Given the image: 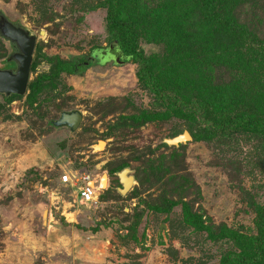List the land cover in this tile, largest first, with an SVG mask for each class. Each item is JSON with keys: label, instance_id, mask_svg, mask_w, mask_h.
Returning <instances> with one entry per match:
<instances>
[{"label": "rangeland", "instance_id": "obj_1", "mask_svg": "<svg viewBox=\"0 0 264 264\" xmlns=\"http://www.w3.org/2000/svg\"><path fill=\"white\" fill-rule=\"evenodd\" d=\"M175 2L125 5L154 72L169 82L199 73L223 97L235 85H250L240 54L234 48L216 54L199 10L192 9V22ZM228 2L234 22L264 42V0ZM104 3L0 0V12L29 29L43 55L87 59L74 73L40 82L51 65L34 49L30 79L40 90L9 101L0 94V264H219L227 249H236L232 240L181 232L171 220L186 210L213 232L224 225L254 233L256 206L264 203V149L255 141L238 146L192 136L166 145L165 138L189 131L185 121L151 106L135 76L137 64L117 62L118 52L90 53L107 46ZM9 52L0 39V63ZM74 109L83 115L77 129L51 124ZM123 167L134 182L122 195L117 172ZM64 175L71 181L63 182ZM82 176L90 185L106 178L91 205L76 200L83 184L73 181Z\"/></svg>", "mask_w": 264, "mask_h": 264}, {"label": "trees", "instance_id": "obj_2", "mask_svg": "<svg viewBox=\"0 0 264 264\" xmlns=\"http://www.w3.org/2000/svg\"><path fill=\"white\" fill-rule=\"evenodd\" d=\"M126 4L127 0H105L106 15L103 27L107 46L95 47L90 53L106 55L112 52L116 57L114 52H118L117 57L120 60L117 62L124 60L137 64L135 76L142 89L151 95V106L163 107V110L159 111L161 116L170 115L184 120L193 139L207 142L228 140L238 146L243 142L255 141L264 149V42L249 33L246 27L234 22L225 8L231 3L228 0L175 2V10L183 9L184 18L190 21L192 9L199 10L204 20L202 31L206 32V39L216 54L227 51L232 53L233 48L236 55L240 54L236 59L242 63L243 70L249 73L250 85H235L227 92L226 97L222 96L221 90L208 84L206 80L202 81L199 73L189 72L185 78L181 77L175 81L172 79L171 82L159 77L150 61L138 48L137 22L126 10ZM35 46L36 57L43 56L51 65L50 73L41 76L40 82L46 79L50 80V83L62 72L74 73L82 67L80 64H85L87 60L81 57L77 62H70L59 56L47 57L42 54L39 46ZM35 67L36 62L32 58L30 71ZM39 81L28 78L26 91L30 90L32 95L38 92ZM13 96L22 95L12 93L3 95V98L10 100ZM193 127L195 131L192 132ZM169 210L170 207L165 212ZM173 222H177V228L181 232L191 228L215 240L220 237L232 240L236 249H227L219 264H264V203L256 206L255 232L249 235L233 233L224 225L217 229L218 233L213 232L202 224L200 217L186 210L180 213L179 218L171 220L172 228Z\"/></svg>", "mask_w": 264, "mask_h": 264}, {"label": "water", "instance_id": "obj_3", "mask_svg": "<svg viewBox=\"0 0 264 264\" xmlns=\"http://www.w3.org/2000/svg\"><path fill=\"white\" fill-rule=\"evenodd\" d=\"M0 37L14 46V51L9 55L8 60L15 63V69H0V93L23 95L29 78L36 36L24 25L12 22L0 12ZM82 116L78 110L64 111L58 119L52 121V125L67 126L70 131H73L78 128ZM189 140H191V135L184 130L174 137L165 138L164 143L177 146ZM98 142L103 141L99 140ZM117 177L120 183L117 190L123 195L132 187L134 175L130 167H123L117 172Z\"/></svg>", "mask_w": 264, "mask_h": 264}, {"label": "built area", "instance_id": "obj_4", "mask_svg": "<svg viewBox=\"0 0 264 264\" xmlns=\"http://www.w3.org/2000/svg\"><path fill=\"white\" fill-rule=\"evenodd\" d=\"M63 182L71 181L67 175L61 177ZM74 183L80 184L81 182L83 185H77V193H76V200L79 204L84 205H91L97 201L98 198V191L100 190V185L94 181L93 185L89 184V177L82 176L79 181L75 179Z\"/></svg>", "mask_w": 264, "mask_h": 264}, {"label": "flooded vegetation", "instance_id": "obj_5", "mask_svg": "<svg viewBox=\"0 0 264 264\" xmlns=\"http://www.w3.org/2000/svg\"><path fill=\"white\" fill-rule=\"evenodd\" d=\"M12 22H14V23H17V22H15V21H12ZM20 24V23H19ZM6 43H7V45H8V47H9V49H10V52H9V54L2 60V62L0 63V69H9V70H12V69H15V63L12 61V60H8V57H9V55L14 51V46L11 44V43H9L8 41H5ZM36 44V43H35ZM31 72V71H30ZM30 72H29V78H30ZM4 96H5V94H3ZM7 96V95H6ZM74 110H77V109H74ZM69 111H72V110H69ZM79 111V110H78ZM62 112H64V111H62ZM61 112V113H62ZM66 112H68V111H66ZM81 112V111H80ZM60 113V114H61ZM51 122V124H52V121H50ZM65 127H67V126H65ZM69 128V127H68ZM70 130V129H69Z\"/></svg>", "mask_w": 264, "mask_h": 264}, {"label": "bare ground", "instance_id": "obj_6", "mask_svg": "<svg viewBox=\"0 0 264 264\" xmlns=\"http://www.w3.org/2000/svg\"><path fill=\"white\" fill-rule=\"evenodd\" d=\"M102 142H100L97 146H96V148L97 149H100L101 147H102ZM105 184H106V178H105V176H102L101 178H100V186L101 187H104L105 186Z\"/></svg>", "mask_w": 264, "mask_h": 264}]
</instances>
